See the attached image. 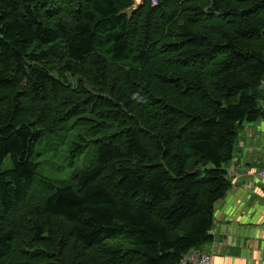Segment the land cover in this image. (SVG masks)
<instances>
[{"label": "trees", "instance_id": "16d2710c", "mask_svg": "<svg viewBox=\"0 0 264 264\" xmlns=\"http://www.w3.org/2000/svg\"><path fill=\"white\" fill-rule=\"evenodd\" d=\"M128 1L0 0V264L18 238L9 219L31 199L36 241L60 222L83 264H179L214 241L238 130L264 118V0H146L131 17ZM163 56L189 75L151 69ZM70 73L83 74L77 87ZM81 120L118 129L75 144L71 161L88 146L95 161L57 186L37 147ZM40 181L48 189L30 196Z\"/></svg>", "mask_w": 264, "mask_h": 264}, {"label": "rangeland", "instance_id": "374dc122", "mask_svg": "<svg viewBox=\"0 0 264 264\" xmlns=\"http://www.w3.org/2000/svg\"><path fill=\"white\" fill-rule=\"evenodd\" d=\"M144 1L146 4V0H130L127 2L126 5L122 7V11L131 17L134 11L138 10L141 6L144 5ZM155 1L157 0H151V3L154 4ZM201 3L204 5H208L210 4V1L198 0V4ZM184 6H186V4ZM179 15L183 17L185 22L188 21L184 12L179 13ZM180 24H184L183 20L176 19L175 22H173L170 25V27L167 29V35H169V37L167 38V42H171L175 40L174 39L175 32L179 28ZM165 57L166 56H163L164 58L163 62L165 64L161 65L157 60H153L150 65L151 66L150 68L157 69L159 67L160 69L163 70V72H170L177 76L189 75L182 69L172 68L171 62H167ZM80 69H81L80 67L76 68L77 71ZM111 71L113 72V74L115 75L117 74L116 78L121 79V77L118 76L121 75L123 72L120 67L118 66L112 67ZM151 73H152L151 70H148V73H144V76H146L147 80H149L150 83L155 85V81L154 79H152V76L150 75ZM91 74H94V72L91 71ZM53 75L55 76V78L59 79L58 73L55 72L53 73ZM82 75H83L82 73H70L69 75H67L65 82L68 85L77 87L78 83L83 77ZM1 107L2 106L0 105V108ZM130 110L131 111H130V115H128V119L132 122H135L133 118L134 114H136L135 109L131 108ZM35 115H36V111L34 109L33 114L30 115V119L32 120V118H34ZM42 125L44 124H41V126ZM106 126L107 127L103 126L102 124H99L98 120L96 121L81 120L76 122H70L67 128L64 129V131L61 132L55 131L57 134L50 135L51 137H53V139L46 137L45 141H42L38 145L36 151L37 160L38 161L43 160V162L41 161L42 175L45 176L46 178H50L52 180V183L57 184V186H66L72 184V178L75 174L84 171L93 165L96 154L94 149L88 146L84 151V153L81 154V156L79 155L78 157H76V159L71 161L72 160L70 158L71 148L75 147V144L78 143L85 145L86 142H84L82 139H85V141L96 140L107 135L109 133L108 132L109 130L118 129L117 125L111 122H108ZM238 131H239L238 137L240 138L241 135L244 134L243 127L239 128ZM90 146H92V144H90ZM47 149L51 150L50 156H48L50 151H48ZM235 152L236 155H239L238 149H236ZM66 167H67V171H64L63 169ZM46 178H44L45 182L47 181ZM254 180H255L254 182L261 183L256 178V173ZM44 189H48L46 183H43L42 181H40V183L38 184L35 183V185L33 186V190L30 192V196L36 198L38 193H42ZM36 204H37L36 199H31L29 204L25 205L23 209L21 208L22 210L16 212V214H14L9 219L10 225L13 226L14 224V227L18 230V238L15 244V250L13 251L11 257L8 258L4 263L5 264H37L39 261H41L44 258L46 253H48V256L50 257L52 256L49 255V253H52L54 254V257H52L53 260L58 259V262L60 264H83L79 251H75L73 249L74 245L73 244L65 245L64 241H62V232L64 231L65 225H63L60 222H56V226H55L56 236L53 237L52 240H50V242H47L49 241L48 236H44L43 239L36 241V233L33 227L30 225V223H27L29 219L32 218L33 214L36 213L37 211ZM74 258L80 260L81 262L75 263Z\"/></svg>", "mask_w": 264, "mask_h": 264}, {"label": "crops", "instance_id": "0c3cea01", "mask_svg": "<svg viewBox=\"0 0 264 264\" xmlns=\"http://www.w3.org/2000/svg\"><path fill=\"white\" fill-rule=\"evenodd\" d=\"M260 92L264 109V82ZM242 127L233 160L225 166L232 187L216 205L214 241L198 250L208 251L213 264H264V184L254 182L264 166V118Z\"/></svg>", "mask_w": 264, "mask_h": 264}, {"label": "built area", "instance_id": "2783aa9c", "mask_svg": "<svg viewBox=\"0 0 264 264\" xmlns=\"http://www.w3.org/2000/svg\"><path fill=\"white\" fill-rule=\"evenodd\" d=\"M256 178L264 184V166L256 171ZM179 264H213L212 255L208 251L192 250L181 258Z\"/></svg>", "mask_w": 264, "mask_h": 264}, {"label": "water", "instance_id": "95a60500", "mask_svg": "<svg viewBox=\"0 0 264 264\" xmlns=\"http://www.w3.org/2000/svg\"><path fill=\"white\" fill-rule=\"evenodd\" d=\"M195 173H198V174H200V173H201V171H199V170H198V171H196Z\"/></svg>", "mask_w": 264, "mask_h": 264}]
</instances>
